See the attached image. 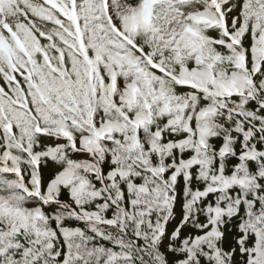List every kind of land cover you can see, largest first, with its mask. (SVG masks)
Wrapping results in <instances>:
<instances>
[{"label":"trees","instance_id":"obj_1","mask_svg":"<svg viewBox=\"0 0 264 264\" xmlns=\"http://www.w3.org/2000/svg\"><path fill=\"white\" fill-rule=\"evenodd\" d=\"M111 1L135 45L89 0L83 58L35 36L44 99L0 94V264H264V0Z\"/></svg>","mask_w":264,"mask_h":264},{"label":"rangeland","instance_id":"obj_2","mask_svg":"<svg viewBox=\"0 0 264 264\" xmlns=\"http://www.w3.org/2000/svg\"><path fill=\"white\" fill-rule=\"evenodd\" d=\"M0 1L9 5H20L25 10L24 20L23 16L18 19L15 28H11L10 32H0V44H6L8 49H10L9 43L11 41L20 43L21 39L33 40L35 36H40L42 33H46L51 38H54V35L57 37H64V35L74 37L80 30L84 31V23L88 25V22H94L95 11L90 9L89 0ZM106 3L108 9L112 8L113 3L111 1H106ZM81 10L86 13V17L83 19L78 15ZM84 12L82 15H85ZM161 239L158 240V243Z\"/></svg>","mask_w":264,"mask_h":264}]
</instances>
